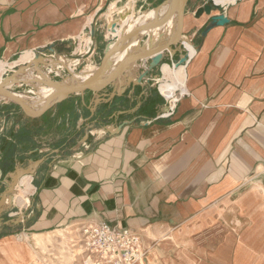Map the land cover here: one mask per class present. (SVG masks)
Here are the masks:
<instances>
[{
	"label": "crops",
	"instance_id": "crops-1",
	"mask_svg": "<svg viewBox=\"0 0 264 264\" xmlns=\"http://www.w3.org/2000/svg\"><path fill=\"white\" fill-rule=\"evenodd\" d=\"M207 1H190L182 45L139 86L75 94L35 119L0 100V196L16 169L33 172L6 203L4 221L19 222L0 230V249L107 224L141 237L144 264H264V0H220L213 15L229 24L204 37L210 17L195 12ZM164 2L0 0V82L38 51L86 79L110 19L125 25ZM137 69L126 74L137 79ZM53 76L70 81L63 65ZM13 88L33 106L52 91Z\"/></svg>",
	"mask_w": 264,
	"mask_h": 264
},
{
	"label": "water",
	"instance_id": "water-1",
	"mask_svg": "<svg viewBox=\"0 0 264 264\" xmlns=\"http://www.w3.org/2000/svg\"><path fill=\"white\" fill-rule=\"evenodd\" d=\"M190 1L166 0V2L149 12L133 17L125 25L124 22L110 19L109 30L112 38L106 45L100 67L86 79L79 78L77 73L66 64H61V61L49 60L42 55L45 52H36L33 60L20 66L11 75L1 80L0 100H9L16 103L24 115L35 119L75 94H91L97 97L115 82H122L123 80H125V83L128 82L131 87L141 85L143 80L161 66L166 52L173 55L175 48L182 45L185 16ZM216 11L222 12L223 6L218 4L216 0H208L204 6L195 12L197 19L203 15L210 17V22L203 31L204 37L211 29L229 24V20L224 14L213 15ZM171 22L172 25H170ZM169 25L171 26V32L169 31L168 37H165L159 44L152 47H147L144 44L146 33L164 29ZM97 26L98 18L95 20L91 32L95 41L98 40ZM134 45L136 46L132 48ZM55 47V45L50 46L49 51L53 53ZM121 54H125V56L117 60ZM188 58L189 56L186 55L180 60V64H185ZM61 65L69 75V82L58 81L53 76V73L56 74L58 66ZM137 67L142 70L137 79L126 74L127 71L132 69L133 72H138V69L135 70ZM47 69H51V72H48ZM30 73L34 74L31 78H24ZM16 86H42L52 91L38 105L33 106L13 88ZM116 95H118V92H115L114 96ZM27 174H33V172L28 173L22 168L16 169L5 192L0 196V230L5 226L18 224L19 222L18 219L4 221L3 212L6 203L13 202L19 180Z\"/></svg>",
	"mask_w": 264,
	"mask_h": 264
},
{
	"label": "built area",
	"instance_id": "built-area-1",
	"mask_svg": "<svg viewBox=\"0 0 264 264\" xmlns=\"http://www.w3.org/2000/svg\"><path fill=\"white\" fill-rule=\"evenodd\" d=\"M81 234L91 264H139L145 258L141 237L128 229L100 224L83 227Z\"/></svg>",
	"mask_w": 264,
	"mask_h": 264
},
{
	"label": "rangeland",
	"instance_id": "rangeland-1",
	"mask_svg": "<svg viewBox=\"0 0 264 264\" xmlns=\"http://www.w3.org/2000/svg\"><path fill=\"white\" fill-rule=\"evenodd\" d=\"M60 233L54 232L38 238L29 237L26 239L37 256L36 264H88L86 261L89 260V255L86 252L82 234ZM37 240L41 241L40 245L36 244ZM15 257V254L0 255L2 258L0 264H2L1 262L15 264ZM142 262L144 264V260ZM89 264L91 263L89 262Z\"/></svg>",
	"mask_w": 264,
	"mask_h": 264
},
{
	"label": "bare ground",
	"instance_id": "bare-ground-1",
	"mask_svg": "<svg viewBox=\"0 0 264 264\" xmlns=\"http://www.w3.org/2000/svg\"><path fill=\"white\" fill-rule=\"evenodd\" d=\"M220 0H216V2L218 3ZM219 4V3H218ZM170 25H172V22L170 23ZM169 25V26H170ZM169 31L171 32V30L169 29ZM158 37V35L156 36ZM136 45H134L132 48H134ZM190 48V47H189ZM191 50V49H190ZM191 52L193 53V51L191 50ZM125 56V54H121L117 60H120L121 58H123ZM168 73L170 72L169 69H165ZM181 83V82H180ZM162 90H164L165 85H163ZM169 89V87L167 88ZM170 94V93H169ZM173 96V95H172ZM65 233V232H64ZM62 234V232L60 233ZM39 236H36V238H38ZM55 241V240H54ZM41 241L37 240V245H40ZM35 246V245H34ZM31 251V252H30ZM8 254H15L16 257L14 258V262L15 264H36V259L37 256L35 255V253H33V250L31 249V247L28 245V242L25 238H19V239H15L13 241V243H9L8 246H6L3 250L0 249V255H5L7 256ZM5 258V257H4ZM2 259V258H0ZM89 261V260H88ZM86 261V263L89 264V262ZM2 264H11V263H7V262H1ZM139 264H142L141 262Z\"/></svg>",
	"mask_w": 264,
	"mask_h": 264
},
{
	"label": "trees",
	"instance_id": "trees-1",
	"mask_svg": "<svg viewBox=\"0 0 264 264\" xmlns=\"http://www.w3.org/2000/svg\"><path fill=\"white\" fill-rule=\"evenodd\" d=\"M0 237H2V236H0Z\"/></svg>",
	"mask_w": 264,
	"mask_h": 264
}]
</instances>
